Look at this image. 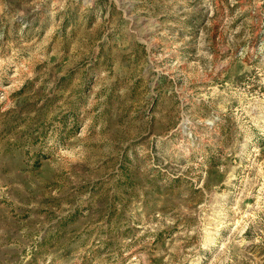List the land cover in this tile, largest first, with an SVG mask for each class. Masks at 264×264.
<instances>
[{
    "label": "rangeland",
    "instance_id": "374dc122",
    "mask_svg": "<svg viewBox=\"0 0 264 264\" xmlns=\"http://www.w3.org/2000/svg\"><path fill=\"white\" fill-rule=\"evenodd\" d=\"M0 264H264V0H0Z\"/></svg>",
    "mask_w": 264,
    "mask_h": 264
}]
</instances>
